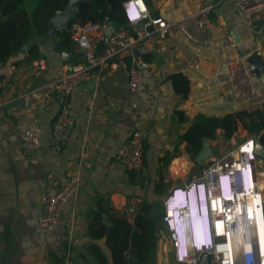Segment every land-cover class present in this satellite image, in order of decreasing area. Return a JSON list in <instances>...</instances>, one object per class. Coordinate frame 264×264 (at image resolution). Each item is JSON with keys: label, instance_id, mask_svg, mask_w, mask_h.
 <instances>
[{"label": "crops", "instance_id": "0c3cea01", "mask_svg": "<svg viewBox=\"0 0 264 264\" xmlns=\"http://www.w3.org/2000/svg\"><path fill=\"white\" fill-rule=\"evenodd\" d=\"M38 1L25 0L23 6L31 13ZM199 1L145 0L150 16L167 20L193 12ZM206 1L214 6L207 29L210 42H190L179 33L152 39L139 62L137 108L129 105L127 53L110 59L103 71L89 70L83 82L62 95L53 82L86 60L72 42L60 44L57 31L35 36L24 44L26 51L21 48L0 65V264H100L91 244L112 264L105 238L93 239L88 231V214L99 204L108 212L102 217L106 226L111 225L110 216L132 224L141 213L151 220L156 249L146 264H178L162 221L168 191L197 174L192 166L201 170L223 152L222 140L230 143V149L245 139L256 140L258 122L250 132L238 121L230 139L221 129L213 140L204 139L202 148L208 142L215 152L204 165L187 152L184 132L197 115L220 118L264 104V8L245 20L230 0ZM33 45L36 54L28 56ZM238 57L250 68L254 93L249 99L232 91L226 72V60ZM186 85L183 97L181 88ZM63 106L71 118V132L57 144L52 123ZM32 125L40 129L39 144L27 155L20 149V136ZM133 129L144 136L138 170L126 168L114 157ZM261 171L264 177V166ZM73 174L80 179L77 195L61 207L54 229L42 232L41 198L56 193ZM165 235L170 247L163 257L159 243ZM135 253L128 248L126 261L137 264Z\"/></svg>", "mask_w": 264, "mask_h": 264}, {"label": "built area", "instance_id": "2783aa9c", "mask_svg": "<svg viewBox=\"0 0 264 264\" xmlns=\"http://www.w3.org/2000/svg\"><path fill=\"white\" fill-rule=\"evenodd\" d=\"M230 1L238 15L245 20L264 8V0ZM213 7L211 2L200 0L193 12L167 20L160 16H150L145 0H124L123 22L118 23V28L107 39L102 50L96 45L104 39V32L111 21L108 17L84 25L72 23V43L82 50L86 61L67 70L53 85L59 88L62 95L67 96L86 79L89 70L103 71L110 59L127 53L131 56V63L127 68L129 105L137 108L141 104L139 62L149 52L150 41L165 38L171 33H179L187 41L209 43L207 29ZM124 9H129L131 14L138 11V21L128 22L123 16ZM132 18L133 16L130 17ZM140 22L142 23L139 24ZM229 42L227 39L226 43ZM225 67L232 91L242 99H249L254 93V86L248 64L238 57L227 59ZM43 89L44 87H39V90ZM70 132L71 118L67 108L63 106L52 123L55 142H63ZM39 137L40 129L37 126L24 129L20 136L22 153H33L38 147ZM254 142L253 138L245 139L236 148L210 158L200 172L168 191L163 201V223L170 220L164 213L169 203L190 189L202 186L207 192L206 205L211 227L215 232L210 248L191 250L186 257L178 253L177 243L169 237L173 256L178 264H201L205 255L209 264H264V191L260 189L264 184V177L257 167L258 157L254 153ZM143 147V134L138 129H133L129 137L120 144L114 157L126 168L138 170L143 164ZM79 185V175H70L56 193L41 198L38 226L42 232L54 229L61 207L68 199L77 195Z\"/></svg>", "mask_w": 264, "mask_h": 264}, {"label": "trees", "instance_id": "16d2710c", "mask_svg": "<svg viewBox=\"0 0 264 264\" xmlns=\"http://www.w3.org/2000/svg\"><path fill=\"white\" fill-rule=\"evenodd\" d=\"M24 1L0 0V65L35 36H45L55 13L62 10L68 2V0H39L33 11L29 13L23 6ZM123 1L88 0L81 4L76 20L72 23L84 25L108 17L120 24L123 22L121 6ZM72 23L67 30L56 32L60 37V44L67 46L72 42L70 31ZM35 54L36 47L33 45L27 51V55ZM181 91L182 96L186 97L187 85L181 88ZM244 118L249 119V124ZM255 120L258 122L255 133L257 137L255 138L264 146V104L261 108L244 109L220 118L197 115L184 132L182 139L186 142L187 152L193 158L202 149L203 140H213L218 129L223 131L225 139H230L237 129L238 121L245 129L252 132V125L255 124L253 123ZM107 213L101 204L92 209L88 214V231L93 239L105 238V244L110 250L112 264H132L126 261L124 256V252L130 247L136 251L137 264H146L152 259V256L155 255L156 236L151 230V220L149 218L144 219L141 213L132 224L125 219L110 216L111 225L106 226L102 217ZM89 247L91 249L93 247V256L100 264H107L105 256L96 248L97 246L91 244Z\"/></svg>", "mask_w": 264, "mask_h": 264}, {"label": "clouds", "instance_id": "9594fccd", "mask_svg": "<svg viewBox=\"0 0 264 264\" xmlns=\"http://www.w3.org/2000/svg\"><path fill=\"white\" fill-rule=\"evenodd\" d=\"M133 14L135 18L130 19ZM133 14L129 12V9L123 10V16L128 22L138 21V11ZM206 197L205 187H196L181 194L164 210L170 219L169 222L164 223L168 236L177 243L178 253H181L183 257H186L191 250L208 249L212 243L215 232L211 227ZM172 205H174L173 208H171Z\"/></svg>", "mask_w": 264, "mask_h": 264}, {"label": "water", "instance_id": "95a60500", "mask_svg": "<svg viewBox=\"0 0 264 264\" xmlns=\"http://www.w3.org/2000/svg\"><path fill=\"white\" fill-rule=\"evenodd\" d=\"M88 0H68L67 4L62 10H59L55 13L52 23H50L47 35L55 34L56 31H63L69 28L70 23L76 20L77 13L81 4L87 2ZM145 21V20H143ZM140 22L139 24H141ZM138 25V24H137ZM255 27H259V24H255ZM118 28V23L114 20H111L108 24L107 29L104 32V39L97 43L96 47L99 50H102L107 39L112 35V33ZM28 48L27 45L22 46V50L26 51ZM254 153L258 158L264 160V146H262L259 141L255 140L254 142ZM215 152L208 142L205 143V146L200 150V152L195 157V161L199 165H204V162L207 158L213 155ZM133 250H130L128 253V259L131 260V255ZM201 264H209L208 257L205 255L201 261Z\"/></svg>", "mask_w": 264, "mask_h": 264}, {"label": "rangeland", "instance_id": "374dc122", "mask_svg": "<svg viewBox=\"0 0 264 264\" xmlns=\"http://www.w3.org/2000/svg\"><path fill=\"white\" fill-rule=\"evenodd\" d=\"M222 142H223L222 145H220V146L223 147L221 151L224 152V151H227V150H229V149L231 148L230 143H228L227 141H224V140H222ZM218 152H219V151H218ZM204 166H205V165H204ZM263 166H264L263 159H262V158H258V159H257V167H258V170H259V171L263 170ZM192 169L197 171V172H195V173H198V172L201 171L198 167H195V166H192ZM261 172H262V171H261ZM260 189H261L262 191H264V184L261 185ZM162 240H163V241H161V242L159 243V248H160V249H159V255H161V256H163V257H166L170 245H169V241L166 242V241H167V237H166V235H165V237H164Z\"/></svg>", "mask_w": 264, "mask_h": 264}, {"label": "snow or ice", "instance_id": "6c2138e0", "mask_svg": "<svg viewBox=\"0 0 264 264\" xmlns=\"http://www.w3.org/2000/svg\"><path fill=\"white\" fill-rule=\"evenodd\" d=\"M133 18H135V14H133Z\"/></svg>", "mask_w": 264, "mask_h": 264}, {"label": "bare ground", "instance_id": "6f19581e", "mask_svg": "<svg viewBox=\"0 0 264 264\" xmlns=\"http://www.w3.org/2000/svg\"><path fill=\"white\" fill-rule=\"evenodd\" d=\"M262 237H263V235H262ZM262 249L264 250V247H262Z\"/></svg>", "mask_w": 264, "mask_h": 264}]
</instances>
